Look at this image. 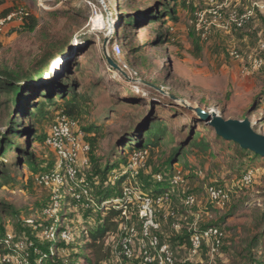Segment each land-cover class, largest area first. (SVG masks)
Listing matches in <instances>:
<instances>
[{"label": "rangeland", "instance_id": "obj_1", "mask_svg": "<svg viewBox=\"0 0 264 264\" xmlns=\"http://www.w3.org/2000/svg\"><path fill=\"white\" fill-rule=\"evenodd\" d=\"M16 11H22V16L6 19L0 31V69L15 70L23 77L19 84L29 87L24 98L28 105L42 98L35 100L37 92L31 87L38 86V78L25 80L61 55V67L50 81L63 78L79 96L81 111L74 116L91 144L89 167L83 175L98 211L76 209L71 224L76 238L55 244L57 257L66 259V264H85L78 256L94 259L97 252L88 246L90 231L105 214L99 211L111 205H101L99 197L108 201L120 195V186L108 179L118 163L123 170L124 143L142 134L144 122L158 119L165 135L157 146L148 147V168L132 179L137 184L132 183L143 193L168 192L156 220L159 240L170 245L174 264H264V173L260 167L264 157L241 150L233 141L219 140L214 129L203 120L198 122L181 102L224 119L247 118L252 129L264 135V100L260 101L264 96V0H0V18ZM33 22L34 28L28 29ZM114 43L122 47L119 54L112 52ZM126 44L137 47L136 51L128 53ZM232 50L240 57L234 58ZM104 52L114 58L119 70L106 63ZM55 100L57 106L49 107L48 116L34 125L36 135L25 138L18 133L12 148L0 157V201L12 206L22 224V229H16L5 220L11 235L42 241L38 228L44 223L40 208L46 192L32 183L34 171L22 163V151L33 153L35 171L53 168L55 155L45 145L44 135L52 115L63 109V100ZM66 100H71L70 94ZM3 113L0 132L9 120V114ZM16 123L19 130L32 120L17 117ZM188 141L181 154L184 159L175 164L183 168L178 171L186 177L185 184L172 187L167 181H154L153 173L169 171L166 160L172 150ZM248 166L257 168L256 178L244 186L240 178ZM4 174L19 182L4 184ZM210 184L228 193L223 208L209 203L205 187ZM187 194L195 198L189 208L183 205ZM174 221L180 224L177 230L172 227ZM207 225L219 227L222 244L213 255L205 244L192 255L189 235L195 227ZM107 246L101 251V264H125ZM10 253L14 259L24 256L18 249ZM2 256L0 252V264Z\"/></svg>", "mask_w": 264, "mask_h": 264}, {"label": "built area", "instance_id": "obj_2", "mask_svg": "<svg viewBox=\"0 0 264 264\" xmlns=\"http://www.w3.org/2000/svg\"><path fill=\"white\" fill-rule=\"evenodd\" d=\"M211 10L214 14L217 12L214 8ZM22 14V11H16L7 17L0 18V31H2L6 19H10L14 15L22 16ZM262 46L264 47V45ZM121 50L122 47H119L117 43L112 45L113 54H119ZM230 54L234 58L240 57L237 50L230 51ZM259 64L260 62L257 65ZM85 136L86 133L80 128L76 119L64 113L54 114L45 142L55 154V164L50 171L39 173L34 177L36 184L51 189L50 201L42 211L44 215L51 218V223L44 229V235L47 238L54 240L70 238L68 230L60 225L59 210L62 206V198H67V205H70L69 200L73 201L75 206L78 204L82 207H89L90 204L95 205L86 187L87 182L79 176V172L89 166L90 144ZM147 155L146 149L135 150L129 155L124 166V173L127 177L121 184L120 195L103 201L101 204L110 202L111 207L118 210L120 214L119 238L113 247L118 258L129 260L138 255L142 264H174L172 250L168 244L160 243L155 233L159 228L156 214L166 204L168 192L162 190L154 195L143 193L137 185L131 183V180L135 179L139 172L147 168ZM260 167H263L264 173V165ZM178 170L167 177L160 172L156 173L153 176L154 180L159 183L167 181L172 187L183 185L186 182V177ZM256 170L257 168L253 166L246 167L241 174V184L246 186L252 183L256 178ZM110 179L112 183H115L118 175L113 173ZM205 193L209 203L218 208H223L229 199L228 193L214 184L207 185ZM194 203V196L191 194L184 196L183 205L185 207H192ZM134 214L139 223V229L132 222ZM172 227L178 229L180 224L178 221H174ZM138 232L140 237L136 240ZM221 239L222 232L214 225H207L203 229L195 227L189 237L190 252L195 255L200 247L207 243L210 247V255H213L221 245ZM3 242L11 251L22 250V255H24L21 259H14V254H6L2 258L3 261L9 262L13 259L17 264H30L27 254L24 253L26 248L24 241L14 242L12 235L7 234ZM39 254L37 262L41 263L46 254L42 252ZM118 264L123 263L119 262Z\"/></svg>", "mask_w": 264, "mask_h": 264}, {"label": "trees", "instance_id": "obj_3", "mask_svg": "<svg viewBox=\"0 0 264 264\" xmlns=\"http://www.w3.org/2000/svg\"><path fill=\"white\" fill-rule=\"evenodd\" d=\"M168 14H170V13H168ZM130 23H131V25H134L133 29H137L139 27V26L136 27V24H138V23H136V21L134 19H132L130 21ZM34 26H35V23L33 22L31 25L28 26V29L32 30L34 28ZM126 46L128 47L127 44H126ZM128 48L129 49L127 52L130 53L132 51H136L137 47H128ZM112 60H114V58H112ZM40 71L41 70H39L38 72H40ZM38 77L39 76H37L35 78H38ZM21 78L23 79V77H20L19 72L15 71V70L0 69V113L3 114V116L1 118L4 117L3 111L7 112L6 113L7 116L9 114V116H8L9 120H8L6 129L3 132H0V157H2V158L5 156V153L9 149L12 148V146L14 144L13 138H14V136H17L18 133L23 132L22 136L24 135L25 138L27 135H30L32 138H33V136L36 135L37 129L34 128V125L40 123L41 120H43L44 118H46L48 116V113H49L48 108L49 107L52 106L55 108L57 106V103L55 100L56 98L63 100V104H64L63 109L57 110L58 113H64V114L75 119L74 113L81 111L80 110L81 102L78 100L79 96L74 91H70L69 87L66 86L67 83H64L63 78H60L58 81H57V78H55L52 81L48 80L45 83L38 85L37 87L31 85V87H33V90H35V92H37V96H36L35 100L38 99L39 97L42 99L37 100V101H34V99H33L32 101H30V103L28 105H25L24 104V98L26 96H28L26 93L29 92L28 91L29 87H26V85H20L19 84V82L22 80ZM69 94L71 95V100L67 101L66 98ZM262 100H264V96L260 98V101H262ZM182 106L184 107V105H182ZM11 108L13 111H11ZM185 109L190 111L187 108H185ZM53 116L54 115H52L51 122L53 120ZM17 117L21 120L31 118L32 123L30 126L27 125L24 129L22 128V129L18 130L16 127V126H18V123H16ZM195 118L197 119L198 122H199V120L202 121L197 116ZM77 122H79V121L77 120ZM78 125H79V123H78ZM142 126H143V130H142L141 135L136 137L133 140V142H131L132 139L130 137L128 139L129 142L126 141L124 143L123 153L126 154L125 162H122L124 164V166H125V163L129 157V155L133 151L140 150V149H146L147 153H148V155H147V168H148V159H149L148 147L157 146L159 143V140H161L162 136L165 135L164 129L161 127V122L158 119H155L153 121L144 122V124ZM48 130L49 129H47V131L44 135V143H45V145H47V147H49V149H51L50 146L48 144H46V142H45V137H46ZM216 137L219 138V140H223V141L225 140L217 134H216ZM85 138L87 140V134H86ZM228 141H230V140H228ZM189 142L190 141H188L187 143H184V144H180V145H178V147H176L172 150L170 156L166 160L167 164H170L169 169H168L169 171H167V172L159 171V170L156 171L155 173L152 174L153 180H154L153 176L156 173L160 172V173L164 174L165 177H167V175H171L172 173H174L173 171H175L177 169H179V170L183 169L182 167L175 166V164H178L180 159H184V156L181 157L182 150H184V148L186 147V144L188 145ZM89 144H90V142H89ZM235 144H237V143H235ZM240 149L244 150V151L248 150V149H243L241 147H240ZM248 151H250V150H248ZM52 152H53V150H52ZM90 153H91V144H90L89 154ZM22 156H23L22 163L27 165L31 171H34L32 174V178H31L32 183L35 186H38L39 188L43 189L46 192V202L40 208V214L43 216L44 223H41V225L38 228L40 230L38 238L41 239L42 241L38 240L37 238L33 239L32 237H29V236H15L12 234L13 241L14 242H18L20 240L24 241V243L26 244V248L24 250V253L27 254V259L30 258V261H32V263L29 262L30 264H66V262H67L66 259H60V257H57V255H56V250H57L56 247L57 246H55V244H57V245L58 244H68L71 240L76 238V231L71 224L74 222V216H75L74 212L76 211L77 208H80L82 211H89L90 212V211L94 210L95 212H97L98 211L97 207H94L93 204H90L89 207H84V206L82 207L79 204L75 206L73 204V201H71V200H69L70 205H67L66 204L68 202L67 198H62V200H61L62 206L59 210V215L61 218L60 219V225L63 228H65L66 230H68V232L70 234V238L68 240H64V239H60V238H57L56 240H54V239L47 238L44 235V229L46 226H48L51 223V218L44 215L42 211H43L44 206H46L50 201L51 189L48 187H44L42 185L36 184L34 181V177L39 173L48 172L53 168L48 169V170H43V171H35L36 167H35V163H33V159H34L33 153H31L30 151L24 150V151H22ZM120 163H118L117 169H115V174L118 175L117 181L115 183H112L110 176H109L108 180H109V183L111 185H115V184L119 185L120 190H121V184L124 181L125 177H127V175L124 173V166H123V170H121L119 168ZM54 164H55V161H54ZM53 167H54V165H53ZM85 169L86 168H84L83 170H81L79 172V176L83 177L84 180H85V176L83 175V173H84ZM107 169L109 170L110 168L107 167ZM144 171H141V172H144ZM141 172H139V174L137 176H139L141 174ZM2 180H3L4 184H8L10 181L14 182V183L19 182V181H17L16 178L11 177V175H9V174H4L2 176ZM86 182H87L86 187L88 189V192L91 195V197L93 198V196L90 192L89 183H88V181H86ZM132 182L134 184H137L136 181H134V180H132L131 183ZM157 183H159V182H157ZM160 191H162V189H156V191H153L152 193H149V194L154 195V194L159 193ZM99 200H100V203H103V201H104L103 197H99ZM228 201H229V199H228ZM228 201H227V203H228ZM101 205H103V204H101ZM109 206L110 207H103L105 212H103V209L99 211V212L102 211L101 213H103V214L105 213V214H104L103 218L99 220V223L95 227L94 231H90V237H89L90 239L88 241L89 242L88 246H89L90 251H92V252L96 251L97 252L94 259H91L90 257L84 258L83 256H78L85 261V264H101V262L103 261V255H101V251L104 249L105 244L108 245L107 246L108 250H110V252H113V247L117 242L116 237L117 238L119 237V229L118 228H119L121 218H120L119 211L114 210L110 204H109ZM213 207H215V206H213ZM216 208H218V207H216ZM70 213H71V215H69ZM16 216H17V214L11 205H9L6 202L0 201V252H1V255H3L2 257H4V255H6V254H11L10 253L11 249L7 248L3 242L6 235L11 234V233L6 231L4 221L8 220V221H6V223L8 222L10 225H12L16 229H22V224L20 221L16 220ZM133 218L136 219L135 214H134ZM136 221H137V219H136ZM132 222L134 224L136 223L133 220H132ZM137 227L139 229L138 221H137ZM25 229H27V228H25ZM159 232H160V224H159L158 230L155 232L156 235L158 236V238L160 236ZM81 233L83 235H86V238H88L86 229H82ZM139 237H140V234L138 232V238L136 240H138ZM189 237H190V235H189ZM159 242L168 244L167 242H162L161 240H159ZM204 244L207 245V243H204ZM221 244H222V239H221ZM203 245L197 251L196 255L201 251V248L203 247ZM168 246L171 249L169 244H168ZM189 248H190V240H189ZM35 252H37L38 255ZM39 252L46 254V257L44 258V260H42L41 263L37 262V259L40 257ZM173 255H174V252H173ZM174 260H175V256H174ZM124 261H125V264H128L130 262H134V261H137L138 264H142L141 258L138 255H136L132 259L124 260ZM2 262H3V264H17V263H15V261L7 262V261L2 260Z\"/></svg>", "mask_w": 264, "mask_h": 264}, {"label": "water", "instance_id": "obj_4", "mask_svg": "<svg viewBox=\"0 0 264 264\" xmlns=\"http://www.w3.org/2000/svg\"><path fill=\"white\" fill-rule=\"evenodd\" d=\"M58 57H61V55ZM104 59L110 67L119 70L118 65L106 52H104ZM52 61L47 64L43 69H41L40 72H37L35 73V75L28 77L25 82H28V80L35 79V77L40 76L43 72H47ZM122 74L123 76H125L124 73ZM147 84L153 86L150 83ZM157 89L160 92H163L160 88ZM168 96L172 99L175 98L171 94H168ZM181 102L185 108L193 111L197 117L203 120L205 124L211 126L214 129L215 133L223 139L233 141L237 143L241 148L248 149L257 155L264 157V135L255 132L252 129L251 123L247 118H244L243 120L224 119L215 112L206 111L201 107H193L191 105L186 104L184 101Z\"/></svg>", "mask_w": 264, "mask_h": 264}, {"label": "bare ground", "instance_id": "obj_5", "mask_svg": "<svg viewBox=\"0 0 264 264\" xmlns=\"http://www.w3.org/2000/svg\"><path fill=\"white\" fill-rule=\"evenodd\" d=\"M60 59H61V57H58V58H56V59H54V60L52 61V63L50 64V66H49V68H48V70H47V72H43V73L38 77V79L35 81V84H36V85H40L41 83H44L45 81L52 79V77H53L54 75H56L55 72H56L57 70H59L60 67H61V65H60V64H61ZM136 91H139V90L136 89Z\"/></svg>", "mask_w": 264, "mask_h": 264}]
</instances>
